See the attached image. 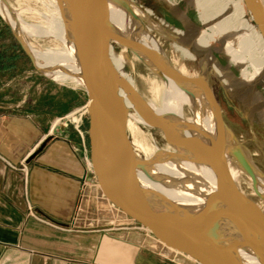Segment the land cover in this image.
Returning a JSON list of instances; mask_svg holds the SVG:
<instances>
[{"label":"water","instance_id":"95a60500","mask_svg":"<svg viewBox=\"0 0 264 264\" xmlns=\"http://www.w3.org/2000/svg\"><path fill=\"white\" fill-rule=\"evenodd\" d=\"M4 1L10 4L8 0ZM244 1L255 24L264 34V7L261 0ZM53 2L67 33V46L72 50L73 58L80 70V83L89 95L87 109L90 163L98 180L99 192L120 214L148 228L162 246V251L171 257L175 254L168 252L169 248L189 255L199 264H240L219 242L224 232L236 227L246 234L264 264V208L259 201L264 200V195L256 188L254 170L262 175L264 173L254 167L247 155L242 152L240 142L226 122L221 105L208 82L207 73L177 67L163 51L156 52L141 47L137 41L126 36L112 24L102 6V0H53ZM12 28L35 67L41 70L23 31L16 30L13 26ZM113 43L125 47L128 53L129 51L133 53L162 81H165V75L168 74L176 78L178 84L192 86V91L190 89L188 91L195 94L196 90L210 108L212 134L200 130L206 142L203 143L201 138L192 139L191 146L197 156L214 165L222 190L219 193L220 202L211 205L198 218L186 220L170 217L148 203L142 196V188L138 184L136 172L133 171V163L144 160L145 157L137 155L133 149L128 128L131 113L138 114L146 122V126L158 129L167 144L174 149L169 136L178 129L176 130L180 136L178 143H181L186 128L183 125L178 128L161 123L144 109L148 101L137 88L122 77L107 54V47ZM151 63L160 73L153 69ZM120 89H127L126 91L140 102V106L136 108L129 106ZM106 110L113 119L112 128L108 133L101 128L102 113ZM60 125L64 126L65 123ZM230 156L250 177L252 191L243 181L237 182L232 176L229 167Z\"/></svg>","mask_w":264,"mask_h":264},{"label":"crops","instance_id":"0c3cea01","mask_svg":"<svg viewBox=\"0 0 264 264\" xmlns=\"http://www.w3.org/2000/svg\"><path fill=\"white\" fill-rule=\"evenodd\" d=\"M53 80L28 78L34 93L19 99L11 81L0 84V264L194 261L172 248L173 257L165 254L150 231L128 225L131 218L99 192L81 120L59 124L85 90ZM44 98L51 103L38 108Z\"/></svg>","mask_w":264,"mask_h":264},{"label":"bare ground","instance_id":"6f19581e","mask_svg":"<svg viewBox=\"0 0 264 264\" xmlns=\"http://www.w3.org/2000/svg\"><path fill=\"white\" fill-rule=\"evenodd\" d=\"M51 1L54 4L53 0ZM189 1L203 16L205 27L210 30V33H207L204 29L198 28L194 30L190 28L184 33V37L181 31H178L179 33L176 36L166 31L159 23L150 21L149 11L145 12L133 3H127L122 0H102V6L107 11L112 24L126 36L137 41L143 48L156 52L163 51L166 54L163 46L152 33L153 29H157L164 35V38L165 36L173 38L176 44L184 42L200 53L201 56L203 54L212 56L209 46L211 40L219 42L224 49L228 48L245 70L249 67L255 70L249 81L236 77H233V79L230 77L232 75L229 70L217 62L213 65H210L209 62L203 63L202 73H207V66L214 69L215 74L222 78L225 85L255 111L260 112L264 120V101L256 89L258 85L264 89L263 32L251 21L253 19L252 16H247V11L242 0ZM261 3L264 7V0H261ZM54 7L55 16L50 31L64 42L65 46L63 50L38 51L30 46L31 52L37 60L39 67L52 78L63 80L74 79L80 83V70L73 58L72 50L67 46V33L55 4ZM0 12L16 30L20 29L22 31V19L8 5V2L0 0ZM36 30L40 34L50 32L44 30V28L42 29L40 26L36 27ZM184 47L187 48V46ZM112 52L113 44L107 47V54L118 70L116 62L112 60ZM121 56L126 61H130L129 53L125 47L121 51ZM38 59H43L44 63H39ZM153 69L157 70L154 66ZM118 72L120 73L119 70ZM121 75L130 85L137 88L132 78L123 74ZM165 76L163 83L167 93V103L161 108L154 101H148L144 105V109L155 120L161 123L178 128L183 125L186 128L184 137L181 138V143H178L180 136H178L179 132L176 129L169 136L170 142L175 149H157L146 154L144 160L133 163V171L138 176V184L142 188V196L148 203L156 206L170 217L186 220L195 219L200 217L211 205L220 202L219 193H212L214 187L220 181L216 168L208 160L197 156L194 151L195 149L191 146L192 139L201 138L202 142H206L200 130L205 131L207 134H212V116L204 98L196 90H194L195 94L188 91L189 89L192 91V86L178 84L176 78L168 74ZM120 90L125 102L129 106L133 108L140 106V102L130 92L128 93L127 89ZM256 104L261 108V110L259 109L260 111L256 108ZM185 106H188L190 109V115L186 113ZM112 124L113 119L110 112L108 110L104 111L101 120L102 130L108 133L112 128ZM138 124L147 125L138 114L132 112L128 119L130 132H134ZM137 142L145 147L140 141L137 140ZM136 144V142H132L133 149L138 155L139 153L135 147ZM242 152L247 155L243 149ZM229 167L234 179L241 183L243 181L244 170L232 156L229 158ZM254 174L256 188L261 195H264V175L257 170H254ZM202 192L204 194L205 192L210 193L209 198L210 196L211 198L208 199L209 201L202 196ZM219 242L228 251V254L234 257L240 264H263L250 240L239 228L232 227L227 232H224ZM193 260L197 262L195 259Z\"/></svg>","mask_w":264,"mask_h":264},{"label":"rangeland","instance_id":"374dc122","mask_svg":"<svg viewBox=\"0 0 264 264\" xmlns=\"http://www.w3.org/2000/svg\"><path fill=\"white\" fill-rule=\"evenodd\" d=\"M8 1L10 3L8 5L13 9L14 12L19 14L20 18L22 19V24H23L22 31L27 42L29 43V46H31L34 50H38V51L63 50V47L65 46L64 42L50 31L52 28V21L55 16V11H54L55 7L51 0H8ZM126 1H129L130 3L132 2L131 0H126ZM167 1L176 5L173 6L176 8L178 14H180L178 8H181L182 10L183 9L187 10L193 16L194 22L192 23L193 25L191 26L192 29L194 30H197L198 28L201 30L204 29V31L210 33V30H208L205 27L203 16L196 7L190 4L189 0H167ZM242 1L246 8L247 16L250 17L251 15L246 6V3L244 0ZM150 21L154 22L151 19ZM251 21L255 24L253 19H251ZM38 26L50 32L49 33L45 32L40 34V32L36 30V27ZM157 31H158L157 29H153L152 33L157 37L158 41L163 46L167 56L171 59L170 61L177 67L184 69L185 58L183 57L184 56L183 54H182L183 56L181 55L182 52L180 50H177L179 49V47L175 44L176 41L166 36L164 38V35H162L159 31L157 33ZM206 36L208 35L206 34ZM212 42L213 45L220 44L215 40H213ZM122 49L123 47L121 45L113 43L112 60L116 62L120 74L132 78L133 81L135 82L138 91L147 101L149 102L154 101V103H156L158 107L163 108V106H165V104L167 103V93L164 88L165 86L163 81L152 70H150L141 60L136 58L133 55V53H131L130 51H129L130 61H126L125 58L121 56ZM221 49L223 52L227 53L231 57V59L235 62V64H237L242 69L244 73L243 79L249 81V78L254 74L255 70L251 67L245 70L237 62V60L235 59V57L229 51L228 48L224 49V47H222L221 45ZM45 58L48 59L47 57ZM38 61L39 63H44L43 59H38ZM4 65H5V69L3 68ZM41 70L44 73H46L42 68ZM41 70L35 67L31 57L25 50L17 34L13 30L11 24L0 12V84L11 81L12 86L8 87V90L11 91V93L15 95L16 98L18 99L24 95L34 93L32 88H28L27 86L28 78L36 79L37 82L41 83V85L47 82V80L52 81L54 79L53 81L56 82V84H66L69 86L70 89L85 90L84 97H82L84 102L80 103V100H82L80 96L78 99L79 104H76V98L70 101V103L67 106L69 108V112L67 113L65 118L59 122V124L65 123V125L71 126V123L73 121L76 122V120L78 121L81 120L80 121L81 123L79 124L83 126L85 130L84 134L86 137V141L89 143V134H88L89 115L86 106L88 105V92L83 87V85L79 83L77 80L74 79L63 80V79L52 78L50 75L47 76L48 74L45 75ZM187 70L192 72H197L198 70H200V68H197V70L195 71L190 69ZM230 77L233 78V76ZM223 84H225L224 81ZM256 89L258 90L262 100L264 101V89L259 85L256 87ZM228 90L231 92L229 88ZM234 100L239 104V110L242 112V114H244V116L247 117L249 108L246 105H242L243 103L241 101H237L236 98H234ZM50 103L51 100L45 101L44 98L42 99V101L36 103V105L38 108L42 106L48 107V104ZM245 104L247 103L245 102ZM57 105L55 106V108H59V106ZM256 108L258 109V111L261 110V108L257 104H256ZM184 109L188 115L191 114V111L188 108V106H185ZM258 113L260 114V117L263 120L262 114L260 112ZM227 117L230 124L233 126L235 130L234 133L238 141L240 142L241 148L246 152L248 158L251 159L250 161L253 163L254 167H256L258 170L264 173V127L262 128L260 127L258 129L253 128L252 125L250 124V121L247 118L245 119V122L243 124L239 120L234 119L231 116V113L229 112H227ZM131 138H132V142H136L138 144V145L136 144L135 147H136V151L140 154L141 157H145L146 154L153 152L157 149H173L167 144L165 138L162 136V134L159 132L158 129L143 124H138L134 132H131ZM137 140L140 141L142 144H144L145 147L140 145L137 142ZM243 183L250 191H252L250 186L251 183L250 177H248V174L245 172L243 174ZM221 190H222V185H221V181H219L218 184L214 187V191H212V193L213 192H214L213 194H215L216 192L220 193ZM208 193L209 192H205L204 194L202 192V196H204V198H206L207 201H209L208 199L211 198V196L209 198L210 193L209 194ZM259 201L262 207L264 208V200L260 199ZM128 225L136 226L139 228V226H141L142 224L131 218L130 223ZM150 233L152 234L151 231ZM178 258L181 259L180 261L182 262V264H198L188 259L184 255L181 256L178 255Z\"/></svg>","mask_w":264,"mask_h":264},{"label":"flooded vegetation","instance_id":"af4514ba","mask_svg":"<svg viewBox=\"0 0 264 264\" xmlns=\"http://www.w3.org/2000/svg\"><path fill=\"white\" fill-rule=\"evenodd\" d=\"M131 1H132L131 3L138 6L143 11L145 12L149 11L150 19L153 20L155 23H159L166 31L172 33L173 35L177 36L179 33L178 31H181L183 32V37H184L185 36L184 33L188 29H190L191 26L193 25L192 24L194 22L193 16L187 10L185 9L182 10L181 8H178V11L180 13L178 14L176 8L174 7L176 5H174L173 3L167 0H131ZM212 41L213 40L209 42L212 56L210 55L207 56L203 54L204 57L201 56V54L195 51L192 47L186 45L184 42H181L179 44L187 46L188 49L182 45L175 43L179 47V49L177 50H180L182 52V53L180 52L181 55L182 54L184 55V56L182 55L185 58L184 67L194 71L197 70V68H200V70L197 71L200 72L203 70V66H202L203 63L209 62L210 65H213L215 62H217L219 65L221 64V66H224L227 70H229V72L233 77L243 78L244 73L242 69L237 64H235V62L231 59V57L227 53L222 51L220 44L213 45ZM206 72H207L208 82L212 87L218 102L221 105L224 118L226 119V122L233 131L235 130L228 120L227 112L231 113V116L234 119L239 120L243 124L245 122V119L247 118L250 121L252 127L255 129L264 127V121L261 119L260 114L257 111H255L250 105L245 104V102L237 94L233 93L232 90L230 92L228 90V87L225 84H223L222 78L218 77L215 74V71L211 67L207 66ZM234 98H236L237 101H241L243 103L242 105H246L249 108L247 117H245L244 114H242V112L239 110V104L234 100Z\"/></svg>","mask_w":264,"mask_h":264},{"label":"built area","instance_id":"2783aa9c","mask_svg":"<svg viewBox=\"0 0 264 264\" xmlns=\"http://www.w3.org/2000/svg\"><path fill=\"white\" fill-rule=\"evenodd\" d=\"M139 228H142V229H144V230L149 231V230H148L146 227H144L143 225L139 226Z\"/></svg>","mask_w":264,"mask_h":264}]
</instances>
